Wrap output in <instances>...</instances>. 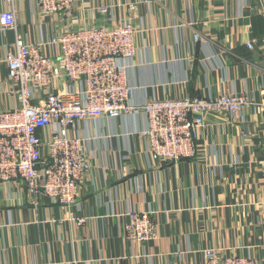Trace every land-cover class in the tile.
<instances>
[{"label":"crops","instance_id":"0c3cea01","mask_svg":"<svg viewBox=\"0 0 264 264\" xmlns=\"http://www.w3.org/2000/svg\"><path fill=\"white\" fill-rule=\"evenodd\" d=\"M8 5L0 0V13ZM15 6L30 41L130 19L140 31L139 51L127 62L134 103L239 93L250 104L236 116L208 114L194 156L171 163L147 152L143 112L83 121L75 135L93 168L75 203L43 197L35 209L22 182L0 186V264H204L208 252L264 263V1L89 0L75 9V24L64 14L44 17L35 0ZM15 39L0 32L3 88V59ZM254 39L251 51L246 43ZM14 104L0 91V110ZM131 212L152 215L153 239L126 238Z\"/></svg>","mask_w":264,"mask_h":264},{"label":"built area","instance_id":"2783aa9c","mask_svg":"<svg viewBox=\"0 0 264 264\" xmlns=\"http://www.w3.org/2000/svg\"><path fill=\"white\" fill-rule=\"evenodd\" d=\"M35 1L44 17L64 14L75 24V9L89 0ZM8 2L9 7L0 13V32L13 31L16 39L4 55L9 82L0 91L15 104L0 110V186L22 182L35 209L43 197L61 205L79 198L93 168L92 154L75 135L83 121L143 112L147 127L140 134L146 139L147 152L160 163H171L194 156L200 133L208 126V114L236 116L250 104L239 93L217 98H147L134 103L127 62L139 51L136 37L140 31L130 19L109 26H67L61 33L30 41L19 32L15 0ZM194 39L199 41L200 35ZM257 43L254 39L246 47L255 51ZM129 216L127 239L146 242L155 237L150 213L131 212ZM204 264L264 263L250 256L208 252Z\"/></svg>","mask_w":264,"mask_h":264},{"label":"rangeland","instance_id":"374dc122","mask_svg":"<svg viewBox=\"0 0 264 264\" xmlns=\"http://www.w3.org/2000/svg\"><path fill=\"white\" fill-rule=\"evenodd\" d=\"M153 218V217H152ZM154 220V219H153Z\"/></svg>","mask_w":264,"mask_h":264}]
</instances>
